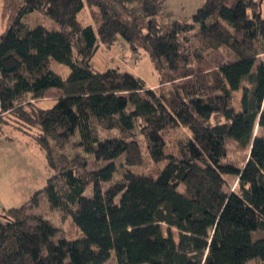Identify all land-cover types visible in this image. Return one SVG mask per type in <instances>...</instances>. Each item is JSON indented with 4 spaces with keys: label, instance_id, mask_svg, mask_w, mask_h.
<instances>
[{
    "label": "trees",
    "instance_id": "obj_1",
    "mask_svg": "<svg viewBox=\"0 0 264 264\" xmlns=\"http://www.w3.org/2000/svg\"><path fill=\"white\" fill-rule=\"evenodd\" d=\"M3 1L0 119L36 131L52 173L24 204L0 210V264H104L113 255L115 264H264V166L254 141L256 124L264 127V1L205 0L186 19L167 0ZM35 11L60 29L30 27L23 19ZM121 40L148 53L157 87L120 66H93L101 46ZM221 47L233 59L215 65ZM53 60L69 66L66 78ZM50 88L61 92L41 107ZM181 126L191 136L169 158L168 131ZM100 129L119 135L101 138ZM228 139L250 145L242 165L226 159ZM145 152L162 164L155 174L133 168ZM227 175L238 189L225 188ZM40 195L72 217L77 236L55 239L58 227L34 211Z\"/></svg>",
    "mask_w": 264,
    "mask_h": 264
},
{
    "label": "rangeland",
    "instance_id": "obj_2",
    "mask_svg": "<svg viewBox=\"0 0 264 264\" xmlns=\"http://www.w3.org/2000/svg\"><path fill=\"white\" fill-rule=\"evenodd\" d=\"M264 1V0H263ZM264 17V3L261 7ZM4 1L0 0V33L6 27L7 18L4 16ZM78 20L84 24H91L92 18L87 4L78 13ZM30 27L43 25L47 29H60L59 24L46 15L42 11H35L26 15L23 19ZM120 47V48H119ZM264 58V55H262ZM210 59L215 65L225 63L233 59V53L226 47L213 50ZM52 69L61 75L63 78L70 73L69 66L52 61ZM93 66L100 71L108 67L120 66L123 70L131 71L143 78L149 87H157L160 82V74L154 67L151 58L144 49L132 51L128 46L119 45L117 43L113 49L101 46L95 53ZM170 86L171 84H167ZM166 85V87H167ZM60 90L50 88L45 92V96L39 101V105L44 108L51 107L55 102V97H58ZM233 105L237 110H241L242 91H235L233 94ZM1 108V104H0ZM9 118V117H8ZM4 127V132L9 136L5 138L9 142L8 159L5 161L4 168L0 171V208L6 206H20L24 204L33 192L46 184L47 179L52 173L49 168L45 151L36 142L32 133H25L18 128L13 122H6L0 119V128ZM100 137L108 138L119 135L118 130L100 129ZM191 132L187 127L172 128L168 131V144L165 150L166 155L173 158L178 155V144L182 140H188ZM254 141L258 143V151L261 159V164L264 166V127L256 124L254 129ZM71 145L68 146V150ZM250 153V145L242 146L233 139L227 140V160L242 165L248 158ZM145 159L141 166L133 167L135 171L155 174L162 164H157L152 161L147 153H144ZM123 158L117 160V164L121 165ZM94 166V161L91 160L90 167ZM15 170V171H14ZM118 177V176H117ZM225 188L227 190L238 189V178L234 175H227ZM181 189V187H179ZM91 196V188L89 187L86 193ZM1 210V209H0ZM34 211L41 212L45 217L50 219L54 225L58 227V233L55 239L61 236L74 237L79 234L78 229L73 223L72 217L63 214L59 209H53L45 200L43 195H40L39 207ZM260 234H264L260 232ZM114 255L104 264H115ZM248 264H262L258 260H251Z\"/></svg>",
    "mask_w": 264,
    "mask_h": 264
},
{
    "label": "crops",
    "instance_id": "obj_3",
    "mask_svg": "<svg viewBox=\"0 0 264 264\" xmlns=\"http://www.w3.org/2000/svg\"><path fill=\"white\" fill-rule=\"evenodd\" d=\"M204 2L205 0H167L166 7L168 10L173 12L174 18L186 19L191 17L196 12V10L203 5ZM118 43L119 45H125L127 47V45L122 40ZM114 47L115 46L109 49H113ZM7 137L9 138V136L4 132V127L0 128V171L2 168H4L3 166L5 165V161L9 157V142L5 141V138ZM2 208L7 207L4 206Z\"/></svg>",
    "mask_w": 264,
    "mask_h": 264
}]
</instances>
